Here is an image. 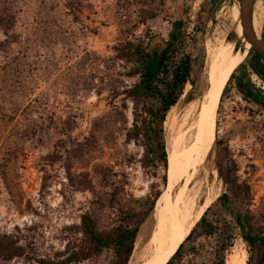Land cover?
<instances>
[{
  "label": "rangeland",
  "instance_id": "obj_1",
  "mask_svg": "<svg viewBox=\"0 0 264 264\" xmlns=\"http://www.w3.org/2000/svg\"><path fill=\"white\" fill-rule=\"evenodd\" d=\"M215 1L0 0V236L23 253L0 264L64 259L66 249L85 244L83 215L90 214L101 231L109 232L130 218L128 211L147 218L128 262L142 264L157 205L150 213L147 197L151 192L162 196L167 185L142 168V146L126 140L133 121L130 101L123 117L112 112L111 120L121 124L116 135L109 137L103 126L110 121L112 105L124 103L123 95L112 98L114 92L137 81L126 76L114 47L151 35L167 39L175 20L185 22L186 51L204 56L203 67L194 72L196 94L203 90L204 95L188 104L183 95L168 112L167 151L209 91L213 63L223 61L229 44H236L247 67L221 100L228 79L218 100L214 137L199 167L198 206L224 191L214 167L216 151L207 157L216 141L237 163L241 180L250 184L253 209L264 210V80L250 66L253 57L249 43L241 39L242 29L234 28L238 3ZM204 3L207 9L214 7L208 23L205 14L199 15ZM258 4L264 16V0ZM195 37L198 48L192 45ZM244 78L260 91L263 106L239 92L237 83ZM190 89L189 83L185 94ZM168 174L169 169L167 181ZM184 184L181 178L170 194L181 192ZM115 191L120 192L117 202L110 196ZM210 251L203 249L195 259L186 256L180 264H211ZM245 251L238 239L225 264ZM113 262V251L104 250L80 264Z\"/></svg>",
  "mask_w": 264,
  "mask_h": 264
},
{
  "label": "trees",
  "instance_id": "obj_2",
  "mask_svg": "<svg viewBox=\"0 0 264 264\" xmlns=\"http://www.w3.org/2000/svg\"><path fill=\"white\" fill-rule=\"evenodd\" d=\"M211 2L213 5L216 3L215 0ZM207 8L208 3H204L199 14L206 15V23L214 15V7ZM171 27L167 39L151 35L146 41L125 39L114 47L117 59L124 63L126 76L137 78V81L132 86L123 87L118 93L114 92L112 98L123 95L124 103L112 105L110 121L103 126L104 133L109 137L116 135L121 124L116 119L111 120L112 112L123 117L127 109L126 101H130L133 121L126 131V140L142 146V168L151 170L155 178L160 177L165 186L169 164L164 127L167 114L183 95L186 104L204 95L203 90L196 94L198 85L194 79L195 68L203 67L204 56L186 51L187 31L184 21L175 20ZM199 43L195 37L192 40L193 48H198ZM250 55L253 57L249 59L251 68L264 80V55L254 48H251ZM246 67L245 61L232 73L221 100L228 93V87L237 73ZM189 83L191 89L185 94ZM237 88L243 97L263 106L260 91L251 85L248 78L239 80ZM214 152V167L224 185V191L208 206L167 264H180L186 256L195 259L202 255L203 249H211L208 255L211 264H225L227 255L238 239L246 245V264H264V210L253 209L252 188L248 182L241 180L237 163L230 157L228 149L217 148L215 141L208 159L212 158ZM160 172H163L162 176ZM119 195L117 191L110 194L116 202ZM160 195L159 192L148 195L150 213L154 211L155 203L158 204ZM128 215L129 219L109 232L101 231L90 214L83 215L81 232L86 238L85 244L66 249L64 259L42 260L41 264H80L104 250L113 251L114 264H128L140 228L147 219L145 215H135L132 211H128ZM22 254L20 247L8 245L0 236V260L9 261Z\"/></svg>",
  "mask_w": 264,
  "mask_h": 264
},
{
  "label": "bare ground",
  "instance_id": "obj_3",
  "mask_svg": "<svg viewBox=\"0 0 264 264\" xmlns=\"http://www.w3.org/2000/svg\"><path fill=\"white\" fill-rule=\"evenodd\" d=\"M238 14L234 28L235 30L242 29L241 39L244 40L239 10ZM263 17V11L256 0L253 9V29L258 38L261 36ZM232 44H229L226 49L222 57L223 61L218 63L217 60L213 63L211 87L195 114L186 117L183 130L168 153L167 192L161 196L156 205L155 225L152 235L143 249L142 264H167L212 203V201H206L204 205L198 206V198L201 193V184L198 179L199 167L203 164L210 139L212 140L214 137V120L222 90L242 61L237 45L232 46ZM230 48L231 52L226 54ZM248 48L251 49L250 43ZM181 178L185 179L181 192L170 194L173 185ZM232 259V264H246L247 251L243 253L242 257H233Z\"/></svg>",
  "mask_w": 264,
  "mask_h": 264
},
{
  "label": "water",
  "instance_id": "obj_4",
  "mask_svg": "<svg viewBox=\"0 0 264 264\" xmlns=\"http://www.w3.org/2000/svg\"><path fill=\"white\" fill-rule=\"evenodd\" d=\"M239 5L240 19L243 25V34L246 41L251 44V48H254L257 52L264 55V39L261 35L258 38L253 29V9L256 4V0H234ZM179 248V247H178ZM178 250V249H177Z\"/></svg>",
  "mask_w": 264,
  "mask_h": 264
}]
</instances>
